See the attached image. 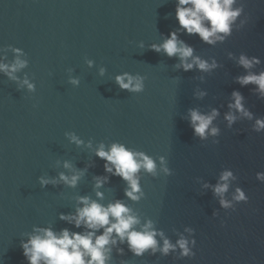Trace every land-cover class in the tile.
<instances>
[{
  "label": "water",
  "instance_id": "water-1",
  "mask_svg": "<svg viewBox=\"0 0 264 264\" xmlns=\"http://www.w3.org/2000/svg\"><path fill=\"white\" fill-rule=\"evenodd\" d=\"M243 2L250 20L225 43L210 47L196 36H182L196 54L215 57L222 65L201 83L200 73L176 71L175 58L147 48L178 26L174 0H0V48L23 49L29 59L23 72L36 83V92L30 94L0 75V264H28L20 239L33 225L51 223L56 229L79 231L58 215L74 209L76 195L95 198L92 176L105 174L104 161L69 143L67 131L85 141H119L153 157L165 155L174 174L143 175L146 196L139 203L124 198L119 177H111L102 189L105 202L125 199L173 241L174 229H195L193 259L135 257L125 248L122 257L114 253L113 264L121 259L128 264H264V183L255 179L257 171H264V132H253L246 120L228 129L221 116L216 121L220 142L212 144L194 138L181 118L191 107H217L223 115L233 90L245 96L254 114L264 116V100L251 92L252 85L233 81L243 69L227 58L229 51L245 52L264 61V0ZM140 41L144 49L138 47ZM85 58L95 61L94 67L88 68ZM99 66L107 70L103 77ZM69 68L80 77L78 87L68 83ZM262 68L264 63L257 71ZM125 71L145 77L142 93L115 84L114 76ZM197 86L208 92L203 100L193 97ZM65 159L78 168L94 160L95 167L75 189L41 188L38 177L55 176L63 170L55 161ZM223 168L238 175L250 198L227 214L212 192L201 194L196 183L203 177L214 184ZM214 210H219L218 217H212Z\"/></svg>",
  "mask_w": 264,
  "mask_h": 264
},
{
  "label": "clouds",
  "instance_id": "clouds-1",
  "mask_svg": "<svg viewBox=\"0 0 264 264\" xmlns=\"http://www.w3.org/2000/svg\"><path fill=\"white\" fill-rule=\"evenodd\" d=\"M174 3L178 26L167 35L161 34L160 42L151 43L147 48L168 58H175L177 62L173 68L176 71L200 73L198 79L203 83L206 75H211L222 65L215 57L204 58L196 54V49L182 36H196L203 44L215 47L225 43L234 32L243 29L250 16L245 13L243 0H174ZM138 47L144 49L146 46L140 41ZM9 52L12 53L11 59H8ZM227 58L243 69L241 74L233 77V81L241 87L252 85L251 92L264 100V68L257 71L264 61L245 52L236 55L229 51ZM85 63L88 68L95 65V61L88 58H85ZM28 66L29 59L23 49L12 45L0 48V75L14 82L18 90H26L31 94L36 92V83L27 72H23ZM73 71L67 69L68 83L78 87L80 77L74 76ZM106 71L104 66L98 67L100 77L105 76ZM22 72L23 75H19ZM114 82L119 89L132 94L145 90V77L139 73L122 72L114 76ZM207 95V90L199 86L193 91V97L197 100H203ZM221 116L228 129L246 120L251 122L253 132H264V116H257L249 109L245 96L239 90L231 92L227 111L223 115L217 107H209L207 111L191 107L181 118L188 121L194 138L219 144L222 130L216 121ZM64 135L69 143L87 149L94 157L103 160L105 174L92 176L95 198L76 195L73 197L74 209L58 215L60 221L79 231L68 227L56 229L49 223L46 226L33 225L31 231L21 234L20 247L28 264H113L114 253L122 257L126 254L125 248L135 257L172 255L176 260H183L196 256L194 249L197 241L193 227L185 226L182 232L174 229L177 238L173 241L163 229L156 226L155 220L142 217L125 199L115 198L105 202L102 189L110 183L111 177H119L125 185L124 198L139 203L146 196L141 183L143 175L158 178L174 174L165 155L153 157L119 141L94 143L91 138L85 141L74 131H67ZM55 167L63 170L55 176L44 174L38 177L41 188L63 185L75 189L89 168L95 167V161L78 168L71 160H56ZM255 179L264 183V171H257ZM238 180V175L231 168H223L214 184L203 177H197L196 183L200 185L201 194L211 191L220 209L227 214L228 210L234 212L237 205L248 204L250 200ZM218 216L219 210H214L212 217ZM119 264H128V261L121 259Z\"/></svg>",
  "mask_w": 264,
  "mask_h": 264
}]
</instances>
